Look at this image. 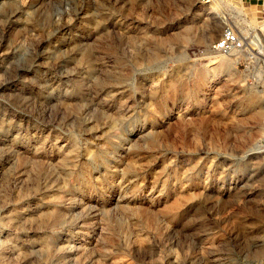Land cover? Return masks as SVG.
<instances>
[{"label": "rangeland", "instance_id": "374dc122", "mask_svg": "<svg viewBox=\"0 0 264 264\" xmlns=\"http://www.w3.org/2000/svg\"><path fill=\"white\" fill-rule=\"evenodd\" d=\"M0 264H264V0H0Z\"/></svg>", "mask_w": 264, "mask_h": 264}, {"label": "built area", "instance_id": "2783aa9c", "mask_svg": "<svg viewBox=\"0 0 264 264\" xmlns=\"http://www.w3.org/2000/svg\"><path fill=\"white\" fill-rule=\"evenodd\" d=\"M249 42L241 37L233 27H227L222 33V36L213 42L211 50L214 53L230 56L235 53H241L248 48ZM252 47V46H251Z\"/></svg>", "mask_w": 264, "mask_h": 264}]
</instances>
